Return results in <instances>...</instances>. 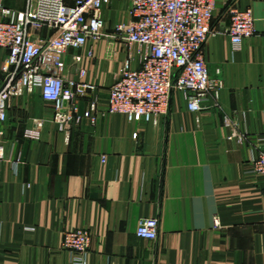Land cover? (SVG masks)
<instances>
[{"label": "crops", "instance_id": "1", "mask_svg": "<svg viewBox=\"0 0 264 264\" xmlns=\"http://www.w3.org/2000/svg\"><path fill=\"white\" fill-rule=\"evenodd\" d=\"M118 3L105 11L107 33L122 22L114 21L119 12L128 19V3ZM234 3L253 10L256 28L236 49L225 32ZM3 4L23 11L28 0ZM212 26L204 54L213 76L222 70L219 108L208 96L193 113L187 95L173 92L168 115L156 121L110 113L109 90L128 59L110 39L66 56L69 77L85 69L84 80L98 87L81 101L80 124L60 130L39 90L12 98L0 124V264H264V177L251 163L264 138V0H217ZM7 57L0 49V86ZM227 117L245 142L229 139ZM28 129L40 138L25 139ZM150 218L159 219L157 242L136 234ZM76 229L92 234L81 256L63 248Z\"/></svg>", "mask_w": 264, "mask_h": 264}, {"label": "built area", "instance_id": "2", "mask_svg": "<svg viewBox=\"0 0 264 264\" xmlns=\"http://www.w3.org/2000/svg\"><path fill=\"white\" fill-rule=\"evenodd\" d=\"M121 0H28L23 11H13L0 0V49L8 51L3 66L4 80L0 86V124L8 119L13 97L25 91L39 90L43 99L52 104L54 121L60 130L80 124L81 101L97 91V86L84 80L86 70L80 69L79 79L67 74L66 56L71 50L83 49L90 41L110 39L125 47L128 59L117 81L110 87L108 111L128 121H156L170 110L173 92L187 95L191 112L204 110L203 102L212 97L214 107H220V94L225 86L222 70L213 76L205 58L204 45L214 33L212 22L217 0H127V21L116 23L107 33L105 11ZM230 24L225 32L233 47L256 34L251 8L229 4L226 9ZM87 57L94 59L93 51ZM139 60L133 68L131 61ZM80 56L75 62H81ZM96 110L93 103L92 111ZM96 122V117L92 118ZM230 128V140L246 141L239 125L225 119ZM27 140H38L40 133L28 129ZM259 153L251 161L257 176L264 177V138ZM4 148L0 145V160ZM214 226H221L218 216ZM138 237L157 242L159 219L139 222ZM92 234L76 229L64 234L63 248L78 256L87 252Z\"/></svg>", "mask_w": 264, "mask_h": 264}, {"label": "rangeland", "instance_id": "3", "mask_svg": "<svg viewBox=\"0 0 264 264\" xmlns=\"http://www.w3.org/2000/svg\"><path fill=\"white\" fill-rule=\"evenodd\" d=\"M126 3H128L127 2V0H121V1H119V3H118V7H119V9H125V6H126ZM125 15H124V13H121V12H119L118 13V15H117V18L118 19H116V20H114L115 22L118 20V21H124V20H122L121 19V17H124ZM113 20V19H112ZM117 21V22H118ZM82 63V61L81 62H75V64L76 65H79V64H81Z\"/></svg>", "mask_w": 264, "mask_h": 264}]
</instances>
